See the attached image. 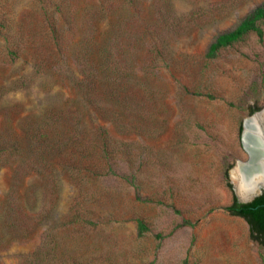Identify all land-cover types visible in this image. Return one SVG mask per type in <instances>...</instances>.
<instances>
[{"label":"rangeland","instance_id":"rangeland-1","mask_svg":"<svg viewBox=\"0 0 264 264\" xmlns=\"http://www.w3.org/2000/svg\"><path fill=\"white\" fill-rule=\"evenodd\" d=\"M47 1L60 0H0V46L5 42L4 33L11 30L17 34L20 29L25 38L34 40L37 50L38 43L46 48L49 25L43 7L53 11L50 5L46 7ZM97 1L101 0H79L83 5ZM104 1L121 7L120 14L129 19L128 0L115 4ZM263 2L167 0L165 12L190 27L176 31L169 40L165 62L155 55L149 63L153 74L143 79L148 93L136 97L140 116L135 118L137 125L130 137L126 132L125 140L130 139L134 146V184L110 178L103 182L109 192L90 198L78 194L69 178L61 177L51 219L30 239L0 251V264H24L39 242L47 241L49 225L53 235L59 236L58 253L79 243L83 254L95 264H262L260 250L249 238L248 225L225 208L234 197L228 173L237 160L247 158L240 127L250 115L249 107L260 110L264 106V38L259 41L250 34L243 42L222 50L214 60L205 59L204 53L217 34L234 27ZM159 5L158 0L138 2V8L132 10L133 33L154 25ZM109 17L113 19L111 14L104 17L108 29ZM149 31V41L166 34L153 28ZM137 53L136 67L146 68L149 64L143 53ZM33 62V56L24 54L9 65L7 73L0 71L8 88L11 81L31 77L25 86L16 83V89L4 93L0 116L14 102L35 110L50 89H56V78L38 74ZM134 88L139 91L136 84ZM5 189L6 178L1 172L0 198ZM88 208L93 211L91 216L82 211ZM81 217L93 222H84L81 227L85 228L79 226L67 235L63 225ZM135 218L148 226L142 237L138 236Z\"/></svg>","mask_w":264,"mask_h":264},{"label":"trees","instance_id":"trees-1","mask_svg":"<svg viewBox=\"0 0 264 264\" xmlns=\"http://www.w3.org/2000/svg\"><path fill=\"white\" fill-rule=\"evenodd\" d=\"M112 1L118 3V0ZM139 1L144 2L128 0L129 19L120 14L121 7H113L104 0L90 5H83L79 0L47 1L46 7H53V11L43 7L49 25L48 45L42 48L38 43V50L29 35L25 38L23 30L3 34L0 71L7 73L9 65L26 54L34 57V70L45 78L54 76L57 85L35 110L23 109L20 103L14 102L0 116V173L4 172L6 178V189L0 198V251L12 243L30 239L51 219L61 190V177L69 178L78 194L90 198L97 194L105 196L109 191L103 182L110 178L134 184V146L130 139L125 140L126 132L130 137L137 125L135 118L140 116L136 97L139 94L142 98L148 93L149 87L143 79L153 74L149 66L155 55L165 62L169 40L176 31L190 27L165 12L167 0H158L154 25L133 33L135 12L132 10L138 8ZM111 7L114 11L110 12ZM110 14L113 19L109 17L108 29L104 17ZM58 15L61 19H57ZM263 26L264 2L234 27L217 34L206 48L205 59H216L222 50L243 42L250 34L262 41ZM151 27L156 33L166 34H158L149 41L151 36L147 31ZM1 29L3 32L0 24V32ZM137 52L143 53L145 62L150 63L141 70L136 67ZM30 78L24 76L11 81L12 87L8 88L0 77V102L4 93L17 88L16 83L25 86ZM135 84L139 91L134 88ZM258 110L257 106L249 107V114ZM225 210L246 222L249 238L257 244L264 264V192L248 204L238 203L233 197ZM82 211L88 216L93 214L89 208ZM134 221L138 236L142 237L148 226L140 218ZM84 222L93 221L74 218L73 222L63 225L65 232L67 235L69 231L74 232ZM49 226L47 241L41 240L24 264H95L83 254L79 243L59 249L58 253L55 249L59 247L56 240L59 236L53 235V227ZM51 243L52 249L48 247Z\"/></svg>","mask_w":264,"mask_h":264},{"label":"bare ground","instance_id":"bare-ground-1","mask_svg":"<svg viewBox=\"0 0 264 264\" xmlns=\"http://www.w3.org/2000/svg\"><path fill=\"white\" fill-rule=\"evenodd\" d=\"M260 118L261 121H264V115ZM244 141L245 145L259 148L263 156L261 159L258 158L256 163L237 166L231 170V179L239 197H244L247 193L255 191L260 186L264 187V142H262L259 133L253 128V125L248 126ZM258 155L261 156V154Z\"/></svg>","mask_w":264,"mask_h":264},{"label":"water","instance_id":"water-1","mask_svg":"<svg viewBox=\"0 0 264 264\" xmlns=\"http://www.w3.org/2000/svg\"><path fill=\"white\" fill-rule=\"evenodd\" d=\"M263 115H264V106L262 109H260L259 111H256L253 114L247 116L243 120L242 130H241V135H240V142H241L242 148L247 153V158L244 161L237 160L235 162L234 166L231 168V170L237 166H241V165L245 166L248 164L256 163V162H258V158L259 159L262 158L263 153L261 152V150H259V148H257V147L255 148V146L250 147L248 145H245L244 139H245V134H247V131H248V126L253 125V128H255L257 133H259L260 138L262 139V142H264V121H261V118H260ZM258 154H261V156ZM257 155H258V157H257ZM231 170L228 173L229 184L231 186L234 197L238 203L248 204V203L253 202L257 197L262 195V193L264 192V187L260 186L255 191L247 193L244 197H239V195L237 194V190L235 188V185L231 179V174H230Z\"/></svg>","mask_w":264,"mask_h":264},{"label":"flooded vegetation","instance_id":"flooded-vegetation-1","mask_svg":"<svg viewBox=\"0 0 264 264\" xmlns=\"http://www.w3.org/2000/svg\"><path fill=\"white\" fill-rule=\"evenodd\" d=\"M241 130H242V128H241ZM240 135H241V132H240Z\"/></svg>","mask_w":264,"mask_h":264}]
</instances>
